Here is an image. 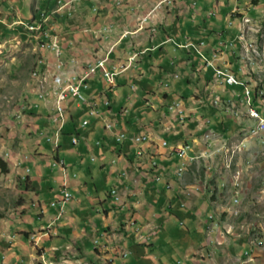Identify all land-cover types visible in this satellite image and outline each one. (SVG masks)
I'll list each match as a JSON object with an SVG mask.
<instances>
[{
  "label": "crops",
  "instance_id": "0c3cea01",
  "mask_svg": "<svg viewBox=\"0 0 264 264\" xmlns=\"http://www.w3.org/2000/svg\"><path fill=\"white\" fill-rule=\"evenodd\" d=\"M26 1L0 0V44L1 42L5 43V37H18L11 31L14 29V23L18 24L20 21L22 23L33 22L38 20V18H51L71 4L74 6L76 3L82 2L88 8L93 5L91 0L87 2L86 0H66L65 2L64 0H52L50 3H48V0L47 4L43 3L44 8L41 5L40 7L42 8H37L41 10L39 15H37L38 12L34 11L30 12L31 16H29L24 11ZM163 1L119 0V5H121L116 8L114 5H116L118 0H98L99 3L97 5H99L100 16L94 18L93 29L86 28L78 31L76 29L80 25L73 23L74 25L72 26L75 27L68 30L67 33L62 28V34H58V36L53 34V31H60V26L49 30L51 20L43 22V26H49L48 28L45 27V30L47 29L48 31L49 36L47 38L50 41L47 42L46 40L45 45H47V49H50V52L42 50L33 38L35 47L43 54L44 59L40 60L44 61L42 62L43 68L47 71L48 76L43 82L40 81V84L41 87L48 84L49 89L47 88V91L43 89V93L49 92L48 94H52L53 91H61L62 86L66 84L69 71L75 70L72 65L59 69L56 64L57 73L55 72L53 77L55 84H52V81L50 83L48 81V72H52L51 67L56 59L50 44L53 41H57L58 45H60L61 36L62 39L64 36H73L72 38H75L82 34L91 36L87 32L89 29L94 30L105 27L103 30L93 32H98L100 36L101 33H105L104 40L95 43V46L89 51V55H86L83 50L80 53L81 49L78 51L74 47L68 50L70 55H67L64 51V56L60 58L62 64H64V59L75 55L82 62L79 63L77 60V66L89 67L94 63V58L93 60L91 59L94 56L95 47L96 49L97 47L100 48L101 52H104L103 49L107 50L109 47L110 50H114L111 55V61L114 64L127 62L128 58L133 54H137L138 57L133 67L128 69L130 71H124L118 76V82L119 85H122L121 90L123 89V91L116 98L114 95L117 94L116 88L118 84L115 90L111 92L104 88L107 85L100 75H97L91 81V89L88 92L89 99L95 102H105V97H107L112 106L105 107L101 104L98 107L101 115L91 119L89 126L92 125L93 128L90 132H82L83 130L80 129L81 122H79V125L77 124L78 135H72L69 138L72 142L69 146H66L64 142L62 147L55 149V155L49 156L48 147L46 144L44 147L43 143L39 141V145L35 146L34 149L36 153L33 156H29L27 160H21L24 169L19 171L24 174L25 167H29L30 171L26 177L24 176L25 179L23 175L20 177L22 199L19 203L20 217L18 220L22 216L33 214L35 218L29 217L28 220L31 221L28 222L34 224L38 222L39 225L34 228L32 225L22 226L20 228L21 232L17 233L16 238L15 235L13 236L14 240L11 236V240L5 242L4 246L9 251L6 253V257L2 258L1 264H40L43 260L69 264H94L97 260L100 262L112 260L113 264H134L136 259H143L141 257L160 256L163 247L166 248V253L167 247H170V253L178 252L183 254L184 257L193 258V262L198 264L199 257H201L199 253L202 252L204 254V250L212 246V243L205 236V228L208 226L206 218L211 214L212 207L204 198L205 191L202 192L203 190L197 185L192 184V180H185V176L189 174L191 171L190 167L193 164L187 167L182 178L176 176V170L181 163V158L175 151L176 148L188 143L193 146L195 152V146H197L195 142L202 144L198 141V137L204 136L203 133H200L203 130V125L201 124H197L196 127V136L199 134L198 137H195L196 140L186 137L182 145L175 143L179 142L178 138L182 137V135L186 136V133L181 130H185V126L186 128L191 126L190 123L193 121L199 122L197 120L203 116L211 117V115L203 113L205 111L203 108L205 100H208V98L205 96L200 100L195 96V93L189 95L190 88L187 81L185 83L179 81L181 82L179 85H177L179 83L177 81L176 87H170L169 82L181 79L180 76L170 72H174L178 60H181L180 63L185 69V65L188 66L187 61L189 59V61L193 62L194 67L199 65L200 69L206 72L202 76V80L204 78L206 81L213 79L212 85L207 89L210 90V97L214 92L215 94L213 95L219 99H222L223 96H228L226 99L230 98L232 95L231 90L217 81L212 69L209 70L203 60L195 55L192 49L179 48L176 44L198 43L202 41L200 38L206 37L207 47L204 53L210 56L215 47V41L218 43L219 40H232L236 37L238 31L236 29L232 30V36H229L226 31L219 29L217 21L206 26L204 9L202 11L193 7L191 9L184 4L183 0ZM55 2L57 4L51 7ZM205 5L208 7L210 0L205 2ZM215 5L216 8H226L229 6V2L226 4L221 2V0H216ZM193 6L197 7L196 3ZM165 10H167L166 13L170 11V14H174L176 20L173 26L170 27V24L166 25L162 36L157 34L158 31L156 32L157 35H152L149 29L139 30L141 19L149 13H153L152 24L157 29L158 18L162 13H165ZM229 10L226 11V19H228L229 13L233 12L234 9L229 6ZM211 13H215V16L212 17L219 16L217 12H210L209 16ZM186 16H189L190 19L186 18ZM70 18L73 19L72 17ZM54 20L55 17H53ZM185 22L187 23L185 24ZM106 25H112L110 32H106ZM18 27L22 28L19 24ZM172 27H176L173 29L175 31L173 36L170 34ZM126 31L131 34L124 40L119 41L122 34ZM100 36L96 39H101ZM41 39L45 40L43 37ZM121 46H124V48L120 49ZM64 49H67L66 43H64ZM224 53H228V58ZM224 53L223 60L219 63L225 66H238V60L230 49ZM176 54H179V56ZM80 55H85V57ZM68 58L66 60H69ZM154 67H157L158 73L162 75L153 76L152 81H147L143 78L137 80L129 79L139 69L143 71L146 68ZM162 71H167L166 76L163 75ZM126 72L128 74L123 76ZM127 85H130V89L133 88L131 89L133 91L132 94L127 92L129 88L125 91ZM157 86L163 87L164 91L157 90L159 88ZM214 87L217 89L216 91ZM143 92L148 97L142 96ZM38 93L35 95L36 101L34 103L30 102L32 104L29 105L30 113L34 117L31 121L34 125H31V122L28 123L31 126L29 130L33 132L30 131V133L43 134V136H52V134L53 136H60L59 129H61V126L55 125V120L61 118L62 113L59 109L62 106L58 105L57 97L51 95L52 98L45 100L50 101V104H52L51 110L42 104H40V109L35 108V105L39 103L40 92L38 91ZM177 101L182 102V108L186 111V122L188 117L191 120L188 124L176 122L175 124H178V126L174 124L172 129L164 122V118L168 119V116H166L167 112H170L168 106ZM197 103L202 105H196ZM71 106L75 108L74 115L85 113L87 117H84L83 120L88 118L85 108L82 110L75 103ZM193 106L196 108L193 109ZM158 108H160L159 111H157ZM103 110L104 113L102 112ZM125 110H127V113ZM70 111L71 108H69L68 113ZM210 111L217 113V110L213 108ZM170 114L172 118L177 119L175 113ZM156 115L158 118L155 121H151V128L146 127L145 121ZM220 116H223L221 118L223 121H225V117H230L225 115L222 110L220 111ZM107 122L113 123V127H115L112 133L107 132L105 129ZM192 127L195 126L192 125ZM207 129L206 127L205 131H208ZM212 129L217 134H220L216 127H212ZM227 131L228 128L225 134ZM119 132L126 133L128 136L143 134V138H150L151 136V142L145 145L144 154L137 156L136 147L131 142L127 141L123 144H117L115 135ZM94 136L97 137V141L92 145L89 140ZM74 139L79 140L78 145H74ZM200 139L202 140V138ZM165 141L167 146L163 147L162 143ZM97 142H101V145L98 146ZM60 144L59 146H61ZM93 156L97 158L95 163L91 162V157ZM57 158L66 161L67 168L65 172L63 168H53L51 166L52 162ZM153 161L158 163L157 168L152 167ZM191 163L193 162L189 164ZM157 176L161 177L160 181L155 180ZM65 187H67L68 193L72 195L70 196L73 199L66 205V207L69 206L70 212L68 214L70 216L68 215L65 218L66 220H63L66 214V207L63 213L60 214L58 209L42 205L40 197L49 194L52 197V202ZM88 187H92V189H88ZM195 188H199L201 192L195 191ZM113 189L117 191L120 197L118 202L111 195ZM31 197L34 200H31ZM191 199L195 201L189 202ZM29 202H31V207H29ZM85 206L91 208L92 216L94 214L93 220H96V222H90L89 220L81 222L77 218L76 213H79ZM34 208H38V210ZM177 224L184 228L183 232H179ZM54 241L56 244H54ZM49 243H51V250L46 248ZM32 245L34 246L32 247ZM35 247L39 250L38 256L34 253ZM126 254L128 255L124 257L123 255ZM202 258H200V261ZM126 261H129V263H126Z\"/></svg>",
  "mask_w": 264,
  "mask_h": 264
},
{
  "label": "rangeland",
  "instance_id": "374dc122",
  "mask_svg": "<svg viewBox=\"0 0 264 264\" xmlns=\"http://www.w3.org/2000/svg\"><path fill=\"white\" fill-rule=\"evenodd\" d=\"M47 1L48 0H27L24 6V11L25 13L27 12L29 16H31L30 12H38L39 9L37 8H44L43 3L47 4ZM51 1L52 0H49L48 3H50ZM65 1L66 0H64V2ZM87 1L88 0H86V2ZM91 1H93L91 2V4L93 5H90V8H88V6L84 3L80 2L76 3V5L74 6L73 4H71L65 7L62 11L57 12L53 16L55 17V20L53 21L52 19L50 21L51 24L48 23L51 26L49 30H51L52 28L56 29L57 26H60L61 30H57V32L54 30L53 34L61 35L62 28L67 33L68 30L75 27L72 26L74 25L73 23H77L80 25L77 26L76 30L78 31L84 30L86 28H92L93 20L94 18L100 16V11L99 5H97V3H99L98 0ZM183 1L184 4H186V6L191 9L192 7L196 10L198 9L201 11L202 9H204L203 13L205 14L204 17L207 22L206 26H209L210 24H213L214 21H217L219 29L226 31L229 36H232V30L236 29L238 31L236 37H241V43L240 48H237L238 55L235 56L238 60V65L243 66L244 73L241 77L245 81H248V83L251 85V88L253 89V95L256 98H264V91L262 90V85H264V0H258L257 5L254 4V0H221V2L226 4H228L229 2L230 8L234 9L233 12L231 11L229 13L228 19H226V11H230L229 6H227L226 8H216V0H210V5H208V7L205 5V2L209 0ZM194 3H196L197 7L193 6ZM56 4L57 2H55L51 7H54ZM40 5L42 7H40ZM114 6L116 8L118 7L117 5ZM94 8H96V11H94ZM164 12L165 13H162L158 18L157 34L161 36L166 25L170 24L171 27L174 25V21L176 20L175 15L170 14V11H168L169 13H166L167 10H165ZM210 12H217V15L219 16L210 17ZM27 16H25V18H27ZM73 16L75 17L73 18ZM70 17H72L73 19H71ZM243 17L249 18L251 22L247 25H243ZM153 18V13L147 14L146 17L141 19V26L153 25ZM186 18L190 19L189 16H186ZM33 23H36V30L38 32L33 31L30 35L27 31L18 27V24L14 23V29L11 31L12 33H15L18 37H5V43L1 42L0 44V161H4L8 165V173L2 172L0 168V264L2 258L6 257V253L9 251L8 248L4 246L5 242L11 240V236L13 237L15 235L16 238L17 233L21 232L20 228H22V226L32 225V227L34 228L38 227L39 225L38 222L35 224L28 222L31 221L28 220L29 217L35 218V215L33 214H29V216L25 217L22 216L20 220H18L20 217L19 203L22 199V188L20 189V177L21 175H24L23 172L19 171L21 169H24L21 160L25 159V157H27L28 159L29 156H33L36 153L34 149L35 146L39 145V141L43 143L44 147L46 144V146L48 147L49 156L55 155V147L45 141L48 135H37V133L31 134V130H29L31 126L28 123H30L32 121V118H34L30 113L31 111L29 109V105L36 101L35 95H37L38 91H40L42 88L46 91L47 88L49 89L48 84L43 87H40L39 85L40 81L42 79H46V76H48L46 70H44L43 73L35 72L38 74L34 75L33 78V73L37 68H39V70H42L41 67H38L39 62L42 66V62H44L43 60H40L44 59L42 56L43 54L40 52V50L38 51L37 47H35V42L33 38L35 39V41H43L41 38L45 37L44 42L38 43V46L42 50L50 52V49H47V45H45L46 40L47 42H49L50 39H46L44 32L39 33L42 31V26H39V24L44 23L36 21H34ZM186 23L187 22H185V24ZM45 27L48 28L49 26L44 25V28ZM104 28L105 27L97 28V31L103 30ZM174 28L176 27H172L170 31V34H172V36L175 34V31H173ZM90 30L91 29H89L87 32L91 36H86L82 34L79 37L72 38L73 36L68 37L63 35V39L61 36L60 39L63 44V47L64 43H66L67 45L71 43L70 46H67L66 50L63 48V52L65 51L67 55H70L68 50L73 49L75 47V49L77 48L78 51L79 49H81L80 53L83 50L86 55H89L88 53L95 46V43L99 42L96 38L100 36L98 32H89ZM111 34L112 32L110 33V36ZM205 38L206 37L200 39L205 40ZM215 43L217 42L215 41ZM54 45L57 44L54 43L53 46ZM237 47L239 46L237 45ZM123 48L124 46L120 47V49ZM214 48H217L216 44ZM94 49H96V47ZM97 49L101 51L100 48L97 47ZM58 50H56V59L54 60V64L51 67L52 72H48V81L49 83L52 81V84H55V81L53 82V77L54 73H57V70L55 68L56 64L59 69L64 68L62 67L63 64L60 60L61 57H57L60 54V49ZM103 50L105 52V49ZM224 54L228 58V53ZM176 55L179 56V54ZM80 56L85 57V55ZM133 56L134 54L130 57ZM93 58L94 56L91 60H93ZM78 61L79 63H82L80 60ZM180 62L181 60H178V64L175 66L174 72L170 73L180 76L181 79L174 81L172 80L171 82H169V86L174 88L176 87L177 81H182L183 83L187 81L190 88V93H188L189 95L195 93V96H197L200 100L207 96L206 98H208V100H205V104L203 107L205 111L203 113L211 115L212 123H215V126H218L222 125V123L225 122L226 126H228V131L226 134L225 132L220 131V136V134L218 133L220 140H222V142L224 141L228 143L226 147V155H223V157H220V155H212L210 158H199L196 161L194 160L193 163L189 165L191 166L193 164L190 167L191 171L185 176L186 181L192 180V184L197 185L201 190H203L202 192L205 191L204 198H206V202L209 203L212 207L210 211L211 214L206 218L208 226L205 228V236L212 243V246L206 248L204 250V254L202 252L199 253V255L203 258L200 261L201 257H199L198 264H244V262H247L246 257H254L255 259V262H247L246 264H264V246H255L257 241H264V144L259 142L258 140H255L250 146L249 151L242 152V145H240V141L242 140V138L244 136L245 139L253 138V131H247L248 127L252 124V122H249L248 124L247 122H244L241 119L243 116L242 114L246 111L245 103L241 102L240 105L237 104V106L234 108L235 111H240L239 118L236 116H230L225 117V121L221 120L223 116H220V111L222 110L221 107H223L224 105L219 104V108L213 107L211 104L212 101H214L216 98V96L213 95L215 93L213 92L210 97V90H207L208 87L212 85L213 79L206 81V79L204 78L202 80V76L206 72L202 71L199 65H195L194 67L193 62H191V60L189 61L188 59V66L185 65V69L182 63ZM205 66L210 69L208 65ZM158 72L159 71L157 67L149 69L146 68L143 71L139 69L134 73L133 76H130L129 79L137 80L143 78L147 81H152L153 76L156 77L157 75H162ZM166 72L162 71V73H164V76H166ZM127 74L128 73L126 72L123 74V76ZM118 79L119 77L117 78L118 87L116 88L117 94L114 95L115 98L123 91V89L121 90L122 85H119ZM67 83L68 85L66 86ZM180 83L181 82L177 83V85H179ZM66 84L65 86H62V92H64L69 86H72V78H68ZM128 88L129 90L127 91ZM162 88L159 87L157 88V90L164 91ZM108 90L113 92L115 89ZM214 90L216 91L217 89L214 87ZM125 91L129 92V94H132L133 92L130 89V85H127ZM48 93L49 92L43 93L45 95V100H49L50 98H52V95L57 97L58 101V96L61 95V91H53L52 94ZM146 95L147 94L143 92L142 96ZM227 97L228 96H223V98L220 99V102L225 104V106L226 103L224 101ZM30 102L32 103L30 104ZM58 105L61 106L59 102ZM196 105L202 104L197 103ZM263 106L264 102L261 104L262 108H264ZM70 108L73 112L75 111V108ZM195 108L196 107H194L193 109ZM211 108L217 110V113L215 111H210ZM159 110L160 108H158L157 111ZM102 112L104 113V110ZM167 113L168 114H166V116H168V119L164 118V122L169 127H172V129L173 125L176 122L180 124H188V122L191 120L188 117L187 122L185 121L184 123H182L181 121H179L176 112L170 111ZM170 113H175V116L179 122L177 121V119L172 118ZM84 117H87L85 113L79 114L77 116L78 125L79 122H82ZM211 117L203 116L201 119L197 120L199 122H189L191 126L187 128L185 126V130L181 129L183 132L186 133V136L182 135V137L178 138L179 142H176L175 144L182 145L186 137H191L193 138V140H196L195 137L199 136V134L196 136L197 124L203 125V130L200 133L205 134V128L207 127V125L204 124V122H206V120L210 119ZM157 118V115L153 118H149L145 121V126L151 128V121H155V119ZM213 119H215V121H213ZM31 125H34V123L31 122ZM175 125L178 126V124ZM192 125H194L195 127H192ZM92 128L93 126L91 125L87 128L80 129L83 130L82 132H90ZM204 136L198 137V141L202 143L201 145L195 142V144L197 145L195 146V153L199 156L202 152L206 151V142ZM96 138V136L91 138L89 140L90 144L94 145L97 141ZM200 138H202V140ZM65 144L66 146H69L70 140L68 139L67 141H65ZM60 145L62 147L64 145V142H61ZM230 155H235V158L232 162V168L226 169L225 165L231 164ZM239 168L243 170V180L241 183V188H239L240 203L238 207H235L232 204V200L234 197L232 188V175L234 171ZM223 184H225V188H222ZM88 189H92V187H88ZM51 198L52 197L49 194H45L44 197H40L42 205L44 204L49 207ZM31 200H34V198L31 197ZM194 201V199H191L189 202ZM29 207H31V202H29ZM34 209L38 210V208ZM235 210H238L235 212V215L231 214V212L233 213V211ZM65 212L66 214L63 220H66L65 218L69 215V206L66 207ZM76 215L77 218L81 220V222L85 220H89L90 222H96V220H93L94 214L92 216V211L89 206H85V208H83L79 213H76ZM211 216H213V220L210 219ZM177 228L179 229V232L184 231V228H182L178 224ZM15 238L13 237V240ZM54 244H56L55 241ZM252 244L255 248H257L256 251H254L250 256L244 254L246 249H248V247ZM33 246L34 245H32V247ZM50 247L51 243L46 245L47 250H51ZM167 249L168 250L166 253V248L163 247V251L160 256L141 257L143 259L140 260H137L135 258L136 261L134 264H197L193 262V258L191 259L184 257L183 254H180L178 252L170 253V247H167ZM38 252L39 250H37V248L35 247L34 253L36 254V256H38ZM126 263H129V261H126ZM101 264L113 263L108 260L105 262L101 261Z\"/></svg>",
  "mask_w": 264,
  "mask_h": 264
},
{
  "label": "built area",
  "instance_id": "2783aa9c",
  "mask_svg": "<svg viewBox=\"0 0 264 264\" xmlns=\"http://www.w3.org/2000/svg\"><path fill=\"white\" fill-rule=\"evenodd\" d=\"M163 2H168V0H164ZM161 2V3H163ZM117 6H119V0L118 3H116ZM210 16H215V13H211ZM53 17L47 18V19H38L36 22H45L47 20H52ZM251 22L249 18L243 17V25H247ZM18 24L27 31L30 35L31 32L36 31V23L33 24H22V21L18 22ZM110 29H112V25H106V32H110ZM149 29L150 33L153 35L157 32L156 26L154 25H148V26H141V21L139 24V30H145ZM91 31H97V29L90 30ZM104 34L101 33V39L97 40H104ZM131 33L129 31H126L122 34L119 41L124 40L129 36ZM37 43H42L44 41H36ZM241 43V37H235L232 40L225 41V40H219L218 43H216L217 48H214L212 51V54L209 56L208 54L204 53L205 48L207 47L206 41L202 40L198 43L195 42H189L186 45L176 44L179 48H185V49H192L200 59L203 60L205 65H210V69L214 72V75L218 82H220L221 85H224V87L231 90L232 95L230 98L226 99L224 102L225 104L220 102V99L218 97L215 98L214 101H212V106L215 108H219V106L222 104L224 105L221 107L222 111L225 115L228 116H236L240 117V111H235L234 108L237 106V104H241V102L245 103L246 105V111L242 114V120L244 122H252V124L248 127L247 131H253V138L252 139H245V136L240 141V145H242V152L249 151L250 146L252 145L253 141L258 140L259 142L264 144V108L261 107V104L264 102V98H256L253 95V89L251 88V85L248 83V81H245L241 76L244 73L243 66L236 65V67L232 66H225L221 63H219L221 60H223V53L227 50H231L234 55H238L237 48H240ZM71 43H69L67 46H70ZM237 45L239 47H237ZM60 54L57 57H63V44L60 43ZM251 46V45H250ZM114 52V50H110V47L105 50L104 52L99 51V49L94 50V63L91 64L89 67H82L77 66V59L78 57L75 55H71L69 60L64 59V64L62 67H67V65H72V67L75 68V70L69 71V76L67 78H72V93L70 94H63L62 88H61V100L59 103H61L62 106V116L60 119L55 120V125L61 126V133L65 128L66 122H67V115L69 108L74 103L78 105L80 109H86L88 118L84 119L81 124L80 128H87L90 125L91 119L95 117H99L101 115L99 106L102 104L105 107H110L111 102L108 100L107 97H105V102H95L94 100L89 99L88 92L91 89V81L95 79L97 75H100L103 81L106 83L107 87H104L105 89H111L114 90L117 85V77L124 71H127L128 69L132 68L134 65V62L137 60L138 55L134 54V57H129L127 62L123 64H114L113 61H111V55ZM163 85V84H162ZM133 89V88H131ZM262 90L264 91V85H262ZM38 104L35 105V108H39L40 104L43 106L49 108V110L52 109V104H50V101H45V95L43 94V88L40 90V98L38 99ZM220 104V105H219ZM182 102L178 101L176 103H173L168 107L169 111L176 112V115L182 123L186 121V111L182 108ZM264 107V106H263ZM127 113V110H125ZM205 124L208 127V131L204 134V139L206 142V151L202 152L199 155H197L194 150L193 146L191 144H184L183 146H180L175 149L177 152V155L181 158V163L177 167L176 170V176L178 178H182L184 176L185 171L187 170V167L190 165V162H193L194 160H198L199 158H210L212 155H220V157H223V155H226V147L228 145L227 142H222L220 140L219 135L214 132L212 129V120L208 119ZM105 129L107 132L112 133L115 129L113 127V123L107 122L105 124ZM61 133L60 136H47L46 142L49 144H52L55 149H58L60 146V140H61ZM115 139L117 144H123L127 141L131 142L136 147V155L142 156L145 152V145L151 142V136L150 138H143V134L139 135H133L128 136L126 133L119 132L115 135ZM79 140L74 139V145H78ZM97 145L100 146L101 142H97ZM163 147L167 146V142L162 143ZM191 153H193L191 155ZM231 156V164L225 165L226 169L232 168V162L235 158V155ZM27 160V157L25 158ZM97 161L96 157H91V162L95 163ZM51 166L53 168H63L64 172L66 171L67 164L64 159L57 158L55 161L52 162ZM152 167L157 168L158 163L156 161L152 162ZM29 174V167H25V172L23 177L27 176ZM24 177V179H25ZM156 181H160L161 177L157 176L155 178ZM243 180V170L237 169L234 171L232 175V188H233V200L232 204L235 207H238L240 201H239V188H241V183ZM170 188V186H168ZM222 188H225V184L222 185ZM196 191H199V188H195ZM111 195L116 199V201H120V197L117 194V191L113 189L111 191ZM73 197H68V189L67 187L63 188L60 194L54 198V200L50 203V206L52 208L58 209L60 214L63 213L64 208L68 203L72 201ZM238 210L231 212V214L235 215V212ZM211 220H213V216L210 217ZM256 247L264 246V241L259 240L255 244ZM257 248L254 247V245H250L248 249L245 251L244 254L250 256L254 251H256ZM128 254L123 255L126 257ZM246 261L248 263L255 262L254 257H246ZM111 263H113L112 260H110ZM247 262H244L245 264ZM40 264H69V263H57V262H47L46 260H43Z\"/></svg>",
  "mask_w": 264,
  "mask_h": 264
},
{
  "label": "trees",
  "instance_id": "16d2710c",
  "mask_svg": "<svg viewBox=\"0 0 264 264\" xmlns=\"http://www.w3.org/2000/svg\"><path fill=\"white\" fill-rule=\"evenodd\" d=\"M253 2H254L255 5L258 4V0H254ZM72 108H74V107H72ZM79 114L80 113L74 115V112L72 110L68 113V115H67V122H66V125H65L64 130L62 131V133H61V130H59V132L61 133V142L62 141L63 142L67 141V139H69L70 137H72V135H75V136L78 135V130H77V124H78L77 116ZM39 117H42V116H39ZM214 126H215V123L212 124V127L213 128L216 127V129L219 132L220 131L226 132V129L228 128V126H226V123L225 122H223L222 125H220V126H215V127ZM224 126H225V128H224ZM70 143H72V142L70 141ZM0 168H1L2 172L8 173V165L6 164V162L0 161ZM94 264H101V262L99 260H97V262H95Z\"/></svg>",
  "mask_w": 264,
  "mask_h": 264
},
{
  "label": "bare ground",
  "instance_id": "6f19581e",
  "mask_svg": "<svg viewBox=\"0 0 264 264\" xmlns=\"http://www.w3.org/2000/svg\"><path fill=\"white\" fill-rule=\"evenodd\" d=\"M40 11H41V10L38 11L37 15H39V12H40ZM42 11H44V10H42ZM94 11H96V8L94 9ZM44 16H45V15H44ZM38 17H39V16H38ZM38 19H39V18H38ZM34 21H36V20H34ZM34 21H33V22H34ZM33 22H25V23H33ZM40 25L42 26V31L39 32V33H43V32H44V33H45V36H46V38H47V36H49L48 31L45 30L43 24H39V26H40ZM37 27H38V26H37ZM36 31H37V30H36ZM37 32H38V31H37ZM41 35H42V34H41ZM43 38H45V37H43ZM54 43H56V44L58 45V42H57V41H53V42H51V44H50V48H51L54 52H56V50H58V49H60V48L58 47L59 45H58V46H57V45H54V46H53ZM58 51H59V50H58ZM59 53H60V52H59ZM55 54L57 55V52H56ZM133 57H134V56H133ZM208 66L210 67V65H208ZM38 67H41L42 70H39V68H37V69L34 71V73H35V72L43 73L44 70H45V68H43V66L40 64V62H39V64H38ZM209 70H210V69H209ZM34 73H33V78H34V75H35V74H38V73H35V74H34ZM43 80H46V79H42L41 81L43 82ZM39 85H40V87H41V84H40V83H39ZM39 92H40V91H39ZM70 92L72 93V86H69V87L63 92V94H68V93H70ZM38 94H39V93H38ZM38 97H39V95H38ZM60 100H61V95L58 96V102H59ZM60 104H61V103H60ZM59 111L62 113V107L59 109ZM56 113H57V112H56ZM55 115H56V114H55ZM55 115H54V116H55ZM54 116H53V117H54ZM53 117H52V121H53ZM53 123H54V122H53ZM56 127H57V126H56ZM57 128H58V127H57ZM58 129H59V128H58ZM59 130H61V129H59ZM29 171H30V170H29ZM70 195H71V194H70ZM70 195H69V193H68V197H71V196H72V195H71V196H70Z\"/></svg>",
  "mask_w": 264,
  "mask_h": 264
}]
</instances>
